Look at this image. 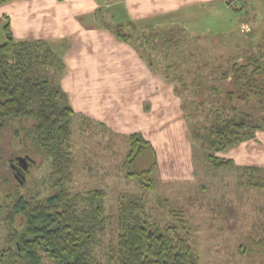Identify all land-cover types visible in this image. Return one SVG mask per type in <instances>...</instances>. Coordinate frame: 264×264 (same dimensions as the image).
Returning <instances> with one entry per match:
<instances>
[{
  "label": "rangeland",
  "instance_id": "rangeland-1",
  "mask_svg": "<svg viewBox=\"0 0 264 264\" xmlns=\"http://www.w3.org/2000/svg\"><path fill=\"white\" fill-rule=\"evenodd\" d=\"M95 1L97 4H105L98 5L102 8L95 11L93 16L95 21L91 34L99 39H93L92 35L88 34L86 40L80 38L73 47L84 48L91 58L80 51L67 53L68 49H55L63 69L58 71L51 67L47 72H40L41 75L38 76H45L52 86H59L64 102L74 110V115L69 121L73 161L71 187L74 191L81 192L103 191V202L108 216L104 243L116 239L117 209L124 202L123 197H136L143 199L147 215L160 227L175 222L173 214L182 216L185 229L180 233L188 238L197 264H264V186L255 185L264 184V180L257 179L263 177V174L243 169L244 165L248 164L264 165V129L254 134V144L250 142L216 153L219 157L234 159L236 165L231 169H213L209 166L206 159L207 149L198 138V134L204 135L205 127L218 119V108L226 105L223 99H229L227 93L233 94L232 106L221 110L220 117L230 114L231 107H234L238 111L253 114V119L259 122L264 121V104L252 97L249 100H238L232 81L223 78L221 69L229 67L231 58H242L238 63H244L247 54L256 51V46L262 44L258 42L262 39L260 33L264 30L261 28L264 25V0H240L244 8L238 0H234L233 6L230 2L234 11L240 10L238 13L243 14L242 16L249 14V5L256 8L252 19L254 32L250 36L223 34L224 31L234 30L233 20V23L228 25L229 28H216V33L209 26L204 33L189 34V38L183 40V48L170 52L168 60L162 62L163 68L157 65L149 67L152 74L159 77L160 82L169 85L174 91L176 103L172 105L173 113L180 114L183 118L176 116L174 123L170 121L167 111H160L158 119L149 116L150 109L144 112V105L151 102L149 98L145 99V93L139 91L140 85L134 83L131 77H125L127 81L117 82L119 77L109 75L111 71L106 72L110 80L107 90L103 92L102 89L100 92L101 88L95 84L94 94L90 93L87 97L88 93H83L80 97L82 104L79 99L77 101L76 96L79 93L72 91L70 85L74 82L72 77L75 72L83 66L86 67L90 76H95V83L99 76L94 74L93 65L89 67L90 62L105 65L103 61L107 63L108 58L119 56L126 51L123 44L114 42L115 37L109 34L108 29L114 21H120L119 16H115L117 19L110 16L122 9L118 6L120 0ZM101 27L102 31L99 30ZM244 29L246 32V28ZM178 36L186 38L187 35L184 31H179ZM102 45L105 46L104 51ZM107 46L110 47V52ZM157 46L160 49L161 43ZM126 48V52L131 48L135 51L129 44H126ZM158 48L155 52L160 51ZM181 57L187 58L179 59ZM71 63L77 67L68 69L70 71L64 77L67 64ZM118 64L112 61L111 69L116 71L117 68L134 69L138 66L127 64L126 60ZM171 64L174 66H170L169 70L174 68L182 70L180 74L185 72L186 76L182 81L168 83L163 79V75L167 73L166 67ZM63 77L60 83V78ZM84 89L87 87L80 90ZM146 94L149 96L151 92L148 90ZM88 99L92 100L91 107H87ZM170 110L169 107V113ZM26 125V122L18 120L10 122L0 141V163L6 162L14 172L10 160L19 162L26 154L31 155V162H26L29 165L25 167L24 180L19 182L18 189L24 195L27 192H38L37 196L32 195L36 200L47 192L42 181L50 171V161L28 148ZM135 133L150 142L155 153L145 152L134 164L126 165L129 136ZM182 147L189 151V167L188 158L185 155L182 157ZM152 162L155 165L149 176L126 175L146 170ZM7 174L8 170L0 164V193L4 195L10 193V189L3 186ZM149 182L153 183L151 189L145 187ZM6 234V228L0 221V251L5 247ZM42 264L51 262L44 258Z\"/></svg>",
  "mask_w": 264,
  "mask_h": 264
},
{
  "label": "trees",
  "instance_id": "trees-1",
  "mask_svg": "<svg viewBox=\"0 0 264 264\" xmlns=\"http://www.w3.org/2000/svg\"><path fill=\"white\" fill-rule=\"evenodd\" d=\"M10 1L13 0H0V5ZM108 29L119 41L131 45L151 68L156 65L163 68L162 62L168 60L169 53L182 49L183 40L189 38L185 28L177 26L157 28L114 22ZM179 31H184L186 38L178 36ZM3 32L4 42L0 44V141L10 122H26L27 146L49 159L50 171L42 181L47 192L35 200L38 192L24 195L18 189L26 173L23 163L10 160L18 173L6 162L0 163L9 172L3 186L10 189L8 194L0 193V221L7 231L5 247L0 251V264H42L44 258L51 264H197L188 238L180 233L185 229L182 216L173 214L176 223L160 227L147 215L142 198L123 197L124 202L117 209L116 239L104 243L108 216L103 191L81 192L71 187L73 161L69 121L74 110L64 102L59 86H52L45 76H38L51 67L61 71L62 62L44 41H15L7 22ZM158 43H161L160 49ZM260 43L263 45L258 44L256 51L245 55L244 63H238L242 58H232L229 67L221 69L223 78L232 81L238 100L252 97L264 104V32ZM156 48L160 51L155 52ZM183 58L187 57L179 59ZM170 66L174 64L166 67L163 79L168 83L182 81L185 72L169 70ZM227 94L229 99L222 100L226 105L218 108V119L203 129V136L198 134L208 152V165L213 169H231L234 161L216 153L237 147L264 129V121L259 122L253 119V114L234 107L230 114L220 117L221 110L232 106L233 94ZM145 152L155 153L142 136L130 135L125 164H134ZM31 158L26 154L25 163H30ZM154 165L152 162L146 170L126 175L149 176ZM245 170L262 173L263 177L257 179L264 180V169L248 167ZM255 185L264 186L261 183ZM152 186L149 182L145 187L151 189Z\"/></svg>",
  "mask_w": 264,
  "mask_h": 264
},
{
  "label": "crops",
  "instance_id": "crops-1",
  "mask_svg": "<svg viewBox=\"0 0 264 264\" xmlns=\"http://www.w3.org/2000/svg\"><path fill=\"white\" fill-rule=\"evenodd\" d=\"M231 1L234 0H120L118 6L122 7V9L110 16L115 19H117L115 16H119L120 23L132 22L137 26L151 25L152 27L157 28L172 26L183 27L190 35L191 33H204L205 30L209 29V26L213 29V32L216 33V28H229L228 25L234 21V30L232 32L224 31L222 32L223 34L229 33V36H250L254 32L252 19L256 8L249 5V11L247 12L249 14H247L248 18H246V15L242 16L243 14L241 15L238 13L240 10L234 11V9L230 6ZM238 1L242 8H244V4H242L240 0ZM98 5L102 6L103 4H97L95 0H13L1 4L0 44L4 42L3 27L7 22L15 41L40 40L46 42L55 54L57 53L55 49H61L60 51L68 49L67 53L71 51H75L74 53H76V51H80L88 58H91L90 54H88L84 48L81 47L73 49V47L76 42L80 41V38L86 40L88 34L92 33L93 22L95 21V18L93 17L94 12L102 8ZM103 6H105V4ZM188 15L193 16L189 17ZM244 28H246V32L243 31ZM261 28L263 30L264 25ZM99 30L102 31V27ZM263 32L264 30L260 33L261 38ZM109 34L113 35L111 32H109ZM91 35L93 39L96 38L95 35ZM96 39H99V37ZM113 40L119 45L123 44L122 46L127 51L126 44L119 41L116 37ZM261 40L258 43H260ZM109 41L110 44H112L111 39H109ZM62 46H67V48ZM104 49L105 46L102 45V51H104ZM109 49L110 47L107 46L108 52H110ZM131 49H129L128 52L124 51L123 54H120L119 56H112V58H108L107 63L103 61L102 63L105 65L95 63L94 61L90 62L89 67L93 65L94 74L96 77L99 76L95 83V76H90L87 68L82 65L83 68L75 72L72 77L74 82L70 84L72 86V91L79 93L76 96L77 101L79 99L82 104L80 97L83 96V93H88L87 97L90 96V93L94 94L96 91L95 84L101 88L100 92H102V89L103 92L107 90L106 87H109L110 84L107 73H110L109 71H111L109 75L119 77L117 82L127 81V77H131L134 83L140 85L139 91L145 93V99L149 98L151 102V104L146 106L144 105L143 108L146 107L144 112H148L150 109L149 116L153 119H158L157 116L160 115V111H167L170 121L174 123V118L176 116L181 117L180 114L175 115L173 113V106L174 103H176V99L173 94L174 91H172L169 85L160 82L159 77L152 74L148 64L144 63L138 54L135 51L133 52V49ZM71 56H69V58ZM124 60H126L127 64L138 66L134 69L123 68L119 70V68H117L116 71L111 69L112 67H110V65L112 61H116V64H120ZM73 67L75 68L77 65L74 63H71V65L67 64V72L64 77L68 75L70 71L68 69H72ZM64 77L60 78V83ZM104 77H106V79H104ZM121 77H123L122 80ZM86 87L87 89L80 90ZM148 90L151 92L149 96L146 94ZM100 99H102L101 95ZM152 105L156 106L154 107L155 109ZM91 106L92 100L88 99L87 107ZM169 107L171 108L170 113L168 112ZM178 124L181 128V124ZM254 138L241 143L237 147L250 142L254 144ZM262 144L264 145V143ZM181 152H183V158L184 155L188 158L187 165L189 167L188 160H190V154L188 153V149L182 147ZM232 160L234 161V159ZM235 165L234 161V167ZM248 167L264 169V165L261 164L244 165L243 169Z\"/></svg>",
  "mask_w": 264,
  "mask_h": 264
},
{
  "label": "water",
  "instance_id": "water-1",
  "mask_svg": "<svg viewBox=\"0 0 264 264\" xmlns=\"http://www.w3.org/2000/svg\"><path fill=\"white\" fill-rule=\"evenodd\" d=\"M19 162H20V163H25V161H24V159H23V158H22V159H19ZM25 164H26V163H25ZM25 164L23 165V168H25V167H26V165H25Z\"/></svg>",
  "mask_w": 264,
  "mask_h": 264
},
{
  "label": "built area",
  "instance_id": "built-area-1",
  "mask_svg": "<svg viewBox=\"0 0 264 264\" xmlns=\"http://www.w3.org/2000/svg\"><path fill=\"white\" fill-rule=\"evenodd\" d=\"M235 2H237V1H235ZM233 4H234V1H231V5L233 6Z\"/></svg>",
  "mask_w": 264,
  "mask_h": 264
},
{
  "label": "flooded vegetation",
  "instance_id": "flooded-vegetation-1",
  "mask_svg": "<svg viewBox=\"0 0 264 264\" xmlns=\"http://www.w3.org/2000/svg\"><path fill=\"white\" fill-rule=\"evenodd\" d=\"M25 163H23V165H24Z\"/></svg>",
  "mask_w": 264,
  "mask_h": 264
}]
</instances>
